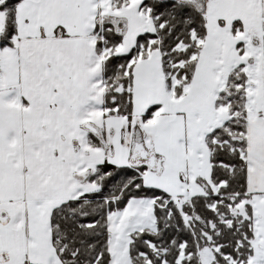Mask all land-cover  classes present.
<instances>
[{"label":"snow or ice","instance_id":"snow-or-ice-1","mask_svg":"<svg viewBox=\"0 0 264 264\" xmlns=\"http://www.w3.org/2000/svg\"><path fill=\"white\" fill-rule=\"evenodd\" d=\"M0 264H264V0H0Z\"/></svg>","mask_w":264,"mask_h":264}]
</instances>
